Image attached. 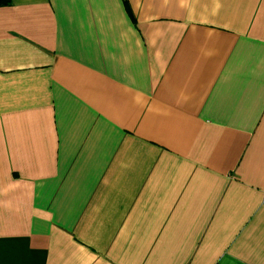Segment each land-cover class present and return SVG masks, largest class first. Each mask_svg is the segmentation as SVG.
<instances>
[{"label": "crops", "instance_id": "1", "mask_svg": "<svg viewBox=\"0 0 264 264\" xmlns=\"http://www.w3.org/2000/svg\"><path fill=\"white\" fill-rule=\"evenodd\" d=\"M0 264H264V0L0 5Z\"/></svg>", "mask_w": 264, "mask_h": 264}, {"label": "trees", "instance_id": "2", "mask_svg": "<svg viewBox=\"0 0 264 264\" xmlns=\"http://www.w3.org/2000/svg\"><path fill=\"white\" fill-rule=\"evenodd\" d=\"M9 2V0H0V5L4 6Z\"/></svg>", "mask_w": 264, "mask_h": 264}]
</instances>
